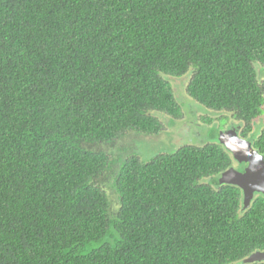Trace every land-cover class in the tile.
Returning <instances> with one entry per match:
<instances>
[{
	"label": "trees",
	"instance_id": "16d2710c",
	"mask_svg": "<svg viewBox=\"0 0 264 264\" xmlns=\"http://www.w3.org/2000/svg\"><path fill=\"white\" fill-rule=\"evenodd\" d=\"M261 70L264 0H0V264H264L246 262L264 194L244 208L220 183L223 145L190 133L147 163L104 150L175 127L191 104L170 79L188 78L204 124L229 114L264 156Z\"/></svg>",
	"mask_w": 264,
	"mask_h": 264
},
{
	"label": "rangeland",
	"instance_id": "374dc122",
	"mask_svg": "<svg viewBox=\"0 0 264 264\" xmlns=\"http://www.w3.org/2000/svg\"><path fill=\"white\" fill-rule=\"evenodd\" d=\"M191 69L193 70V67H191ZM191 69L184 77L181 78H185L188 75L191 76ZM262 71L263 70L260 71L259 76L261 82H264V74L262 73ZM188 80L189 79L187 78L182 82L180 80L170 79L174 87L175 85H179L177 93H179L178 96L180 98L181 104H191V106L189 107V111H185L183 113L180 120H177V124L175 125V127H173L169 122H163L165 124V130L158 135H144L134 132H128L122 140L118 141L113 146H105L104 150L110 156L112 155L114 158L121 159H125L132 153H135L139 156L142 162L147 163L158 154L174 152L176 147L172 145L177 144L182 135L186 136L190 133L193 134L195 137L194 141H196L197 144H205L206 142H210L211 140H215L216 143H219V133L225 132L232 127L231 126L230 128H228L230 126L229 124H232L231 121H223L225 117H229L230 115H226V113L211 115L213 116V122L215 124L211 126L208 124H204L205 122L202 120V118L208 117L207 113L203 112L202 110V112L197 111L195 105L192 104V100L188 99L186 100V102L183 98L186 95L182 94L183 92H181L180 90V85L183 84L185 88ZM153 114L160 117L161 119L164 116L163 114L157 112H153ZM219 118L221 120H219ZM230 118L232 117L230 116ZM253 125L255 128H264V115L256 119ZM252 136H255V133H253ZM171 146L173 149L171 148ZM235 165L236 163L234 164V166ZM113 177L114 174L110 171L106 174L105 178L106 182L109 184L106 185L105 189L109 194L112 213L116 212L119 208L117 194L114 193L113 189L110 188V181H112ZM103 183L104 182H102V184Z\"/></svg>",
	"mask_w": 264,
	"mask_h": 264
},
{
	"label": "water",
	"instance_id": "95a60500",
	"mask_svg": "<svg viewBox=\"0 0 264 264\" xmlns=\"http://www.w3.org/2000/svg\"><path fill=\"white\" fill-rule=\"evenodd\" d=\"M239 128L232 127L219 133V143L231 154L236 165H244L245 169L241 172L232 167L222 173L219 180L221 184L241 189L244 208H248L256 193L264 194V156L239 135ZM246 262H264V251L251 255Z\"/></svg>",
	"mask_w": 264,
	"mask_h": 264
},
{
	"label": "flooded vegetation",
	"instance_id": "af4514ba",
	"mask_svg": "<svg viewBox=\"0 0 264 264\" xmlns=\"http://www.w3.org/2000/svg\"><path fill=\"white\" fill-rule=\"evenodd\" d=\"M241 129V128H240ZM238 132H239V135H240V130H238ZM235 169H237L238 171H241V172H243L244 171V169H245V166L244 165H241V164H239V165H235V166H233Z\"/></svg>",
	"mask_w": 264,
	"mask_h": 264
},
{
	"label": "clouds",
	"instance_id": "9594fccd",
	"mask_svg": "<svg viewBox=\"0 0 264 264\" xmlns=\"http://www.w3.org/2000/svg\"><path fill=\"white\" fill-rule=\"evenodd\" d=\"M232 128V127H231ZM239 130H240V128H239Z\"/></svg>",
	"mask_w": 264,
	"mask_h": 264
}]
</instances>
